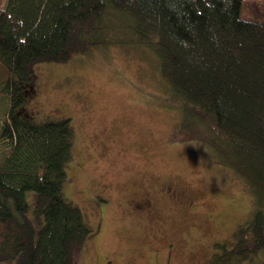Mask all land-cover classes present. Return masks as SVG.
<instances>
[{
  "label": "trees",
  "instance_id": "16d2710c",
  "mask_svg": "<svg viewBox=\"0 0 264 264\" xmlns=\"http://www.w3.org/2000/svg\"><path fill=\"white\" fill-rule=\"evenodd\" d=\"M2 2L0 62L9 76L0 91L10 107L0 127V263L79 264L94 232L64 193L70 119L37 121L21 109L36 64L95 59L115 46L156 58L167 94L181 102L171 140L201 143L255 197L253 217L230 242L215 243L208 264L264 251V0Z\"/></svg>",
  "mask_w": 264,
  "mask_h": 264
},
{
  "label": "rangeland",
  "instance_id": "374dc122",
  "mask_svg": "<svg viewBox=\"0 0 264 264\" xmlns=\"http://www.w3.org/2000/svg\"><path fill=\"white\" fill-rule=\"evenodd\" d=\"M0 66L1 89L9 75ZM34 71L21 110L70 119L74 130L64 193L94 232L79 264H208L215 243L253 217L255 197L201 143L171 140L181 102L149 51L115 46ZM9 107L0 91V127ZM6 154L0 140V163ZM241 264H264V251Z\"/></svg>",
  "mask_w": 264,
  "mask_h": 264
},
{
  "label": "flooded vegetation",
  "instance_id": "af4514ba",
  "mask_svg": "<svg viewBox=\"0 0 264 264\" xmlns=\"http://www.w3.org/2000/svg\"><path fill=\"white\" fill-rule=\"evenodd\" d=\"M25 105V104H24Z\"/></svg>",
  "mask_w": 264,
  "mask_h": 264
}]
</instances>
